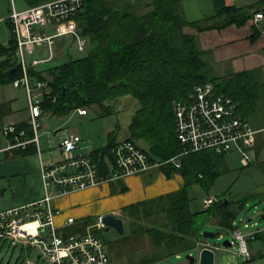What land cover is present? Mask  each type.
<instances>
[{
	"label": "trees",
	"instance_id": "trees-1",
	"mask_svg": "<svg viewBox=\"0 0 264 264\" xmlns=\"http://www.w3.org/2000/svg\"><path fill=\"white\" fill-rule=\"evenodd\" d=\"M46 1L50 0H27L28 7ZM217 1L220 22H211L212 18L190 21L184 12L182 0H152L147 4L143 0H83V11L75 17L81 35L87 39L83 50L86 54L79 57L70 54L67 61L44 70H38L32 60L29 63L32 83L35 84L36 80L47 81L44 98L39 101L41 119L45 112L66 114L94 105L100 108L102 115L110 114L118 106L114 105V100L132 96L139 107L131 116L129 133L125 138L139 142L153 161L170 160L183 153L184 146L176 132L174 103L185 100L198 84L214 83L218 92L233 98L239 115L249 121L257 111L256 98L263 84L261 71H242L224 77L213 75L208 52L202 48L197 36L185 30L187 26L205 30L232 23L242 25L250 18L247 10L228 6L224 0ZM144 7L149 8L142 11ZM6 22L10 39L8 44L0 40V86L14 83L23 76L17 54V39L9 16ZM257 34L255 32L254 36ZM11 67H15V71L7 74L5 71ZM16 125L22 129L28 128L30 123L26 121ZM32 135L33 132L29 131L27 137ZM115 138L112 136L106 146L89 153L100 160L101 167L105 166L104 157L110 155ZM36 148L35 143H30L26 148L13 149H18L17 153L20 154H29L37 151ZM254 150L255 157L248 166L257 165L264 172V131L257 134ZM227 153H218L214 149L188 152L178 157L180 167L173 161L161 166L168 176L180 173L184 184L176 191L131 204L123 215L128 220L130 232L119 234L120 237L114 240L116 248L112 249L117 251L118 245L136 234L133 230L135 222L143 217L163 222L145 227L156 251L130 264H160L170 256L181 255L193 248H199V252L203 247L199 245V242H203L201 231L207 223L228 227L232 231L234 221L238 220L248 201L260 194L249 192L238 199L218 195L217 201L207 204V198L212 196L211 187L228 171ZM197 184L208 196L203 206L195 208L192 207L194 198L190 192ZM159 215L161 217L158 218ZM91 221L89 219L87 223ZM105 240L107 242V238ZM254 240L261 242V254L264 256V229L256 234ZM3 250L9 254L8 260L1 256ZM112 253L110 251L111 264H119L122 256L113 257ZM0 264L50 263L38 248L23 243L13 244L0 237Z\"/></svg>",
	"mask_w": 264,
	"mask_h": 264
},
{
	"label": "built area",
	"instance_id": "built-area-1",
	"mask_svg": "<svg viewBox=\"0 0 264 264\" xmlns=\"http://www.w3.org/2000/svg\"><path fill=\"white\" fill-rule=\"evenodd\" d=\"M83 0H50L24 10L12 8L9 18L17 39V54L23 76L14 81L15 86H25L29 95L30 125L19 129L16 124L6 125L2 132L11 141L9 148H26L35 143L40 148L42 130V108L39 100L33 99V85L29 77V60L26 47L36 45L46 47L48 56L44 59L33 58L32 64L38 65L49 61L56 55L55 47L60 37L73 36L80 51L87 45V39L79 31L76 14L82 12ZM263 13L255 17L261 19ZM38 88H46L47 81L36 80ZM80 114H87L88 109L79 108ZM177 137L184 146L181 154L204 149H214L218 153L240 151L242 163L248 166L253 161L251 150L257 141V134L264 128L256 129L237 112V103L233 98L217 91L214 83L198 84L185 100L174 103ZM33 135L27 137L28 132ZM82 137L72 133L61 141L63 158L51 165H41V175L45 187V196L28 205L14 207L0 212V237L13 244L23 243L38 248L50 264H111L109 248L104 239L93 228L105 229L102 218L86 234L64 237L59 233L56 216L60 213L52 200L56 196L109 183L130 175L148 173L153 168H161L173 161L178 167L181 161L177 157L170 160H151L144 147L128 138L118 140L110 155L104 157L105 166L101 167L89 153L82 152ZM56 189V193L52 192ZM217 196L207 198V204L217 201ZM251 218L234 221L232 245L237 244L240 253L247 261L251 258L249 240L254 239L262 230L251 223ZM37 221L36 229L25 227ZM75 217H69L67 224H74ZM257 224V222H256ZM203 247L216 245L199 242Z\"/></svg>",
	"mask_w": 264,
	"mask_h": 264
},
{
	"label": "rangeland",
	"instance_id": "rangeland-1",
	"mask_svg": "<svg viewBox=\"0 0 264 264\" xmlns=\"http://www.w3.org/2000/svg\"><path fill=\"white\" fill-rule=\"evenodd\" d=\"M144 3L152 0H143ZM18 10H24L29 5L27 0H7L5 3L6 10L13 7ZM149 8V7H148ZM144 7L142 11L148 9ZM7 12V11H6ZM10 39V30L5 19L0 20V40L4 44H8ZM64 42L59 48L58 43L61 40ZM57 47H55L56 55L50 62L40 63L36 66L38 70H44L47 67L56 65L67 61L70 56L79 57L86 54V51H80L74 40V37L63 36L58 39ZM41 46L30 45L26 47L29 62L34 58H46V54L41 53ZM34 52V53H32ZM42 54V55H41ZM63 54V55H62ZM71 54V55H70ZM62 55V56H61ZM45 89L38 88L37 84L33 85V99L41 101L44 98ZM116 110L113 113L102 115L101 110L97 105L90 106L89 114L82 116L79 114V109L68 112L66 114L45 112L41 119L42 130L40 132V150L44 153L46 151L53 152L46 155L58 159L61 155L60 141L65 134L79 133L83 136L87 150L99 147L108 140L109 135L125 138L129 131L131 116L139 107L138 101L132 96H122L114 100ZM257 111L253 117L249 119L252 127L261 131V126H264V99L261 101V87L259 89V96L256 98ZM79 113H78V112ZM30 123V109H29V95L27 88L23 85L15 86L14 83H8L0 86V147L7 146L10 143V138L2 132V129L9 124H17L26 122ZM60 125V128H59ZM58 127V128H56ZM57 129V131H55ZM82 146V145H81ZM82 146V148H83ZM18 149L7 150L0 153V209L3 205L8 204L13 200V195L17 199L33 189L35 193L38 192L39 186L35 177L34 161L32 160V153L22 154L17 153ZM82 152H84L82 150ZM252 156L255 157V150H251ZM27 158V165L24 164L21 158ZM242 154L240 151L233 150L227 153L226 163L228 171L221 175L215 184L211 187L210 194L214 196L238 199L249 192L258 193L259 196L250 199L245 210L238 216V221L244 218L252 219L251 223L254 226L264 229V172L258 168L257 165L245 166L242 163ZM194 198L192 207L203 206L206 203L207 192L199 185H194L190 192ZM136 217V216H134ZM158 218L161 215L157 216ZM257 222V224H256ZM136 226L133 229L136 234L127 240L125 243L118 245L117 251L114 245V240L119 236V233L112 227L98 231L97 228L93 230L105 240L109 250L113 252V257H121L119 264H130L141 261V258L148 257L154 254L153 242L149 234L145 231V227L154 226L163 223L160 219L153 221L152 218H140L136 220ZM142 223V226L140 224ZM126 232H130L128 220L125 219ZM219 232L220 234L215 238H205L204 231ZM125 232V233H126ZM232 231L228 227H222L215 223H207L201 231V241L210 242L216 245V264H264V256L261 254L262 246L258 240H249V249L251 252L250 261H246L240 253L238 245H225L224 242L229 239L232 240ZM199 249V248H198ZM198 249L193 248L181 255H173L164 259L162 264H190L187 259V254L198 255ZM5 260L9 259V254L6 251L1 252ZM14 260V258H13ZM40 263V262H39ZM160 263V264H161ZM114 264V263H113ZM195 264H198L196 262Z\"/></svg>",
	"mask_w": 264,
	"mask_h": 264
},
{
	"label": "crops",
	"instance_id": "crops-1",
	"mask_svg": "<svg viewBox=\"0 0 264 264\" xmlns=\"http://www.w3.org/2000/svg\"><path fill=\"white\" fill-rule=\"evenodd\" d=\"M6 2L7 0H0V20H6L11 12L5 8ZM224 2L228 6L247 10L250 18L242 25L232 23L223 27L214 26L205 30L187 26L185 30L197 36L202 48L208 52L210 68L213 75L224 77L231 73L259 69L263 82L261 84L262 101L264 99V15L258 20L255 15L257 13L264 14V0H224ZM182 4L184 12L190 21H202L207 18H212L213 20L211 22H220L221 20V17L217 16L219 8L217 0H182ZM255 32L258 33L257 36H254ZM63 42V39L59 43L57 42L59 48H61ZM39 49L42 51L41 53L46 54V56L48 55L46 47ZM88 114L89 112L81 115L85 116ZM261 128H264V126ZM68 135L65 134L62 139ZM79 135L82 137L81 145L83 146L85 140L81 134ZM112 136L114 135H109L108 140L99 147L87 150V147L83 146L82 150L86 153H91L95 149L104 147L108 144ZM120 139L122 138L116 136L114 142ZM9 141L10 143L7 146L0 147V153L6 152L7 150H14L13 148H9L12 140ZM59 148V152L62 155L60 145ZM36 149L37 151H34L31 155L35 164L34 173L39 186L38 192L35 193L31 189L28 195H24L19 199H17L16 195H13V200L3 205L0 212L14 207L28 205L29 203L44 198L45 187L41 175V165H51L59 162L62 160V156L54 159L53 157L46 156L53 152L46 151L44 153L43 151L41 152L40 148ZM27 158L29 157L21 158L22 162L26 165L28 164ZM183 184L184 178L180 173H174L172 176H168L162 168H153L148 173L130 175L102 185L56 196L52 200V203L60 210V213L56 216L59 233L64 237L74 234L82 236L103 215L113 213L123 218L125 211L129 209L128 207L131 204L176 191ZM51 190L53 193H56L55 188ZM69 217H75L76 221L74 224H67L66 221ZM89 219H92V221L87 223ZM123 219L125 222V218Z\"/></svg>",
	"mask_w": 264,
	"mask_h": 264
},
{
	"label": "water",
	"instance_id": "water-1",
	"mask_svg": "<svg viewBox=\"0 0 264 264\" xmlns=\"http://www.w3.org/2000/svg\"><path fill=\"white\" fill-rule=\"evenodd\" d=\"M15 71V67H11L7 69L5 72L7 74H10ZM103 223L106 225V227H112L114 228L119 234L124 235L126 232L125 229V222L122 217H119L113 213H109L106 215H103L102 217ZM262 218L264 219V214L262 215ZM219 232H213V231H204L203 236L205 238H215L219 235ZM225 245L232 246V241L227 239L224 242ZM187 259L189 260L190 264H195L198 262V264H215L216 262V249L213 247H202L199 251L198 255L195 254H187Z\"/></svg>",
	"mask_w": 264,
	"mask_h": 264
},
{
	"label": "bare ground",
	"instance_id": "bare-ground-1",
	"mask_svg": "<svg viewBox=\"0 0 264 264\" xmlns=\"http://www.w3.org/2000/svg\"><path fill=\"white\" fill-rule=\"evenodd\" d=\"M36 226H37V221L25 225V227H27L28 229H36Z\"/></svg>",
	"mask_w": 264,
	"mask_h": 264
}]
</instances>
